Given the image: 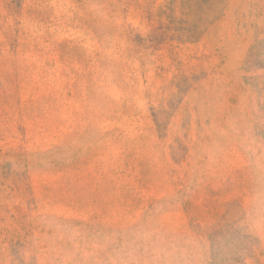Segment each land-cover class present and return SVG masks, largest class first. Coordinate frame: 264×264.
I'll list each match as a JSON object with an SVG mask.
<instances>
[{
	"label": "rangeland",
	"instance_id": "1",
	"mask_svg": "<svg viewBox=\"0 0 264 264\" xmlns=\"http://www.w3.org/2000/svg\"><path fill=\"white\" fill-rule=\"evenodd\" d=\"M0 264H264V0H0Z\"/></svg>",
	"mask_w": 264,
	"mask_h": 264
}]
</instances>
